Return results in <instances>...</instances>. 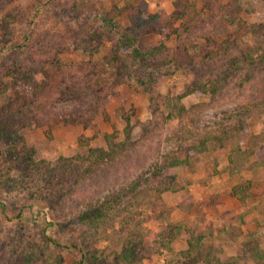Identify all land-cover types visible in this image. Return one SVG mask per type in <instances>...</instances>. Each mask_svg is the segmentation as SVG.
Segmentation results:
<instances>
[{"label":"rangeland","instance_id":"obj_1","mask_svg":"<svg viewBox=\"0 0 264 264\" xmlns=\"http://www.w3.org/2000/svg\"><path fill=\"white\" fill-rule=\"evenodd\" d=\"M145 1L151 12L173 9V0ZM193 2L191 53L205 51L204 35L218 42L239 21L238 45L264 51V0ZM126 26L119 19L108 35L99 18L70 11L69 0H0V264H254L237 252L250 240L264 250V64L227 74L230 53L202 64L198 78L211 76L218 89L198 95L190 91L196 76L158 52L132 66L150 72L148 85L136 73L115 86L104 59ZM83 38L100 41L98 49H84ZM176 43L153 32L117 41L130 64L135 47L164 44L172 53ZM67 84L79 92L64 100ZM94 85L113 90L103 111ZM21 104L36 116L2 118ZM173 157L180 163L149 167ZM237 185H246L241 200Z\"/></svg>","mask_w":264,"mask_h":264},{"label":"trees","instance_id":"obj_2","mask_svg":"<svg viewBox=\"0 0 264 264\" xmlns=\"http://www.w3.org/2000/svg\"><path fill=\"white\" fill-rule=\"evenodd\" d=\"M111 7L109 10H105L104 12H100V7L96 4H91L86 2V0H69V10L70 11H83L86 16H91L95 18H99L102 25L107 28V34L111 35L112 30L115 29L117 22L119 19H125L127 22V26L120 31V38L117 41H125V42H133L137 40L140 36L147 34L149 32H153L156 34L164 35L165 37L173 36L176 40V46L172 50V53L164 46V44H159L157 46L153 45L148 47L145 50H138L136 47L134 48L135 52V60L130 64L119 51L117 41L111 47L110 51L105 56V62L109 64L111 69L114 71L113 82L114 85H118L119 83H125L130 81L137 72L133 70L132 66L134 63H144L146 62L150 56H154L158 52H163L164 56L162 59L164 63H171L174 67H183L186 71L193 73L195 78L198 81L194 82L193 89H191V93L194 94H205L207 92L213 93L217 91L218 86L215 84V81L211 78V76L203 77L201 80L198 77H202L201 66L202 64L206 65L212 62H216L218 58H222L223 56H227V63L221 64V68L225 70V73L232 74L234 71H239L241 69L246 68V66L263 63L264 64V51L258 55H252L247 48L239 46V40L245 33L246 24L244 21L237 22L236 25H233V29L229 32L225 33V36L220 41L216 42L211 40L209 36L204 35L205 41V51L199 55L191 53L188 46L185 44L187 38L189 37L190 32L193 30L192 28L195 26L196 21H198L197 10L193 0H173L172 6L173 9L171 12L163 13L162 11L151 12L148 10L145 0H110ZM123 1L124 5L119 6L118 2ZM199 11V10H198ZM260 26V24H258ZM252 30V27L258 26H248ZM253 31V30H252ZM84 42V49L87 47L89 50H97L100 41H98L96 45H92V41L90 38H83L81 40ZM74 44H77V39L73 40ZM41 45L49 44V40L47 38L42 39L40 41ZM79 43V42H78ZM51 47V46H50ZM233 48V50H231ZM33 51H38L44 54L43 48L40 47L32 48ZM46 49V48H45ZM63 48H61L62 50ZM54 51H58V47L53 49ZM45 51H48L46 49ZM228 53V54H227ZM48 67L54 66L56 61L52 58H49L44 62ZM38 64L35 66L37 67ZM16 73H19L20 66L15 65L14 67ZM38 72H45L44 68L41 66L38 67ZM148 69V68H147ZM144 73V74H141ZM138 82L142 85H148L147 80L150 76V72L146 70L145 72L141 71L136 74ZM88 78L84 81V84L89 85L94 84L93 74L88 76ZM20 77L18 76L16 80ZM250 79V78H249ZM15 80V82H16ZM136 80V81H137ZM75 82V81H74ZM6 84H2L0 82V92L5 89ZM114 87V86H113ZM111 87L101 85V86H93V100L94 104L99 105L100 107L97 111H103L102 105L106 102L108 97H111L112 91ZM114 89V88H113ZM78 86H73L70 84L65 85L61 89V95L64 100H68L72 98V96L77 95L79 92ZM263 100L261 103L257 104L264 110V93L262 94ZM260 101V100H259ZM30 109V111L28 110ZM34 111L31 109L30 104L19 106L15 112L3 109L2 118L4 119V115L11 120L19 119V116L22 118H26L25 113H33ZM39 114V112H37ZM243 114V110H240L235 115L241 116ZM231 115V114H230ZM32 116H36V113ZM31 116V117H32ZM30 121V119L28 120ZM5 120L0 119V125L3 124ZM237 122H242V118L239 117ZM264 125V120H263ZM6 128V124H4ZM172 160L169 163H163L162 166H158L157 161H152L149 165L157 168L158 170L164 169L168 164L171 163H180L178 158H171ZM184 162L186 160H183ZM156 170L153 171L152 175H155ZM148 177V176H147ZM148 178H142V180H147ZM132 191V190H131ZM246 191V185H237L233 188L234 196L238 197L239 200L244 197ZM103 206V205H102ZM104 207V206H103ZM95 217H99L94 214ZM49 240H51L49 238ZM54 244L56 242L51 240ZM237 257L240 259H252L254 264H264V250H262L254 240H250L244 243L237 252ZM60 260V264H63ZM77 264H81V262H77ZM222 264V263H221ZM235 264V263H234Z\"/></svg>","mask_w":264,"mask_h":264}]
</instances>
